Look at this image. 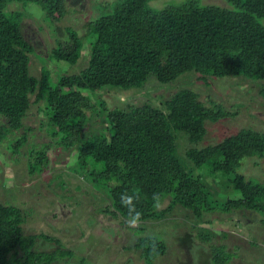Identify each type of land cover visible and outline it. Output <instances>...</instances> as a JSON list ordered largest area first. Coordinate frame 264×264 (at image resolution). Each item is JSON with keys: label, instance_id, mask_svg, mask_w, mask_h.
I'll use <instances>...</instances> for the list:
<instances>
[{"label": "trees", "instance_id": "obj_1", "mask_svg": "<svg viewBox=\"0 0 264 264\" xmlns=\"http://www.w3.org/2000/svg\"><path fill=\"white\" fill-rule=\"evenodd\" d=\"M70 1L0 0V153L4 148L5 155H16L18 160L25 156L33 175L49 166L57 146L76 150L81 175L107 197L97 211L122 225H128V209L121 203V194L127 191L137 194L140 222L163 218L180 206L205 223H211L210 212L220 211L216 214L222 216L248 210L260 214L264 228V181L239 172L244 159L264 158V130L242 128L218 143L201 146L207 121L237 115L238 110L215 100L208 105L191 87L160 95V104H112L103 98L115 88H143L151 76L167 84L192 72L205 81L242 78L254 84L253 94L264 104V0H223L224 4L181 0L161 9L150 6L153 0H114L100 6L106 12L89 22L88 35L82 37L65 27L63 35L57 36L51 57L75 64L86 42L85 67L55 82L44 67L38 79L30 71V54L37 48L26 34L25 14L8 5L36 4L51 25L75 11ZM37 90L42 123L53 141L30 145L27 135L32 129L24 120ZM92 115L100 119L88 131ZM181 135L191 143L186 155L178 152ZM196 169H200L197 175ZM208 178L226 191V197H218L222 190L212 188ZM157 192L161 203L153 208ZM166 200L168 206L162 207ZM28 216V209L0 202V264H68L64 259L73 258L75 251L59 238L24 233ZM206 231L197 233L201 242L210 245L206 264H230L238 254L225 244L212 243L215 235ZM38 239L57 247L38 250ZM132 248L145 264H156L169 251V244L158 234H148L139 236Z\"/></svg>", "mask_w": 264, "mask_h": 264}, {"label": "rangeland", "instance_id": "obj_2", "mask_svg": "<svg viewBox=\"0 0 264 264\" xmlns=\"http://www.w3.org/2000/svg\"><path fill=\"white\" fill-rule=\"evenodd\" d=\"M114 0H71L70 6L75 11L69 12L58 23L51 24L44 21L43 10L38 5L31 4L25 8L19 2L8 5L10 9H20L25 15L27 23L26 34L32 39L37 52L30 54V71L38 79L42 78L44 67L50 71L52 80L57 81L63 74L80 72L88 60L87 43L82 55L75 64L58 61L51 57L52 50L57 46V36L63 35L65 27H71L84 37L88 35V24L100 11L101 5H108ZM181 0H153L150 6L161 9L170 2ZM202 3L224 4L223 0H201ZM25 8V9H24ZM88 39V37H87ZM191 87L196 90L208 105L211 100L224 103L232 110H238L237 115L222 118L218 121H207V134L201 146L218 143L230 134H235L242 128L251 127L264 130V104L258 95L253 94V83H247L242 78L209 77L206 81L198 75L187 72L175 81L167 84L159 82L151 76L143 88L113 89L104 93L103 98L115 103L128 101L141 104L152 101L160 104V95H169L180 88ZM38 90L31 95L28 116L25 126L32 130L27 135L28 144L32 142L42 144L53 141L43 125L44 114L40 111L41 101H37ZM254 95V96H253ZM240 102L245 104L241 105ZM238 103V105H237ZM233 104H236L233 106ZM99 116H93L88 123V131L97 126ZM21 132H19L20 134ZM178 152L186 155L191 146L187 137L181 135L177 139ZM23 152H27V144ZM0 153V202L22 206L29 210L27 222L23 225L26 235L46 233L61 240L66 248L75 251L68 264H145L138 250L133 249L135 240L142 235L158 234L168 241L169 251L156 260V264H206L210 245L197 238L199 229L213 232L214 244H225L227 250L237 253L230 264H264V228L258 220L259 213L239 210L232 215L222 214L220 211L210 212L211 223L198 222L190 210L180 206L175 207L160 219H151L129 227L122 225L120 220L109 214L98 212L97 208L105 205L106 195L102 191L94 190L91 182L81 175L76 160V150L66 151L57 146L55 154L49 163V168L37 171L31 175L27 166V158L5 155L3 148ZM25 154V153H24ZM258 162V164L255 163ZM72 168L69 170L68 168ZM75 166V167H74ZM239 172L247 178L252 176L264 181V158H246L243 160ZM200 169L195 170L199 174ZM57 175L51 183V179ZM259 176V177H255ZM65 180V184L62 181ZM212 188H220L219 198L226 197L225 190L217 187L212 178H208ZM211 191L216 193L215 191ZM101 205H100V203ZM166 200L162 207L168 206ZM224 234V235H223ZM55 243L38 239V250L56 248ZM207 257V258H206ZM85 262H82L81 260ZM63 260V261H64ZM81 261V262H80ZM62 263V261H60Z\"/></svg>", "mask_w": 264, "mask_h": 264}, {"label": "clouds", "instance_id": "obj_3", "mask_svg": "<svg viewBox=\"0 0 264 264\" xmlns=\"http://www.w3.org/2000/svg\"><path fill=\"white\" fill-rule=\"evenodd\" d=\"M137 194H129L127 191L121 194V203L128 209L127 223L129 227L135 226L140 222L141 212L137 210L135 200ZM153 208H159L161 203V194L153 193Z\"/></svg>", "mask_w": 264, "mask_h": 264}]
</instances>
